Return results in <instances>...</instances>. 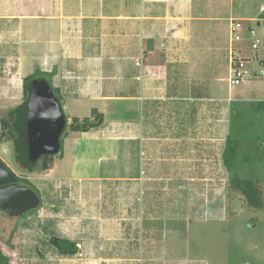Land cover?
Wrapping results in <instances>:
<instances>
[{
    "label": "crops",
    "instance_id": "1",
    "mask_svg": "<svg viewBox=\"0 0 264 264\" xmlns=\"http://www.w3.org/2000/svg\"><path fill=\"white\" fill-rule=\"evenodd\" d=\"M253 1L0 0V53L18 60L13 71L20 78L35 71L48 77L69 121L89 117L93 108L103 115L99 128L80 133L113 141V159L122 144L126 164L122 176L92 180L130 177L143 196L153 180L164 182L165 192L197 183L199 191L210 192L204 203H217L216 184L207 182L219 173L228 125L221 124L209 94L218 79L214 64L221 46L227 47L230 20L264 25V0L256 9ZM82 107L88 115H77ZM131 113V121L120 120ZM146 197L138 203L147 215L143 245L120 246L114 257L103 258V250L99 259L90 256L81 264L158 261L160 243L152 245L149 235L161 223L153 198Z\"/></svg>",
    "mask_w": 264,
    "mask_h": 264
},
{
    "label": "rangeland",
    "instance_id": "2",
    "mask_svg": "<svg viewBox=\"0 0 264 264\" xmlns=\"http://www.w3.org/2000/svg\"><path fill=\"white\" fill-rule=\"evenodd\" d=\"M253 5L258 8L259 0ZM227 47L219 50L218 63L214 64L218 79L209 94L218 103L221 124L228 125L227 134L238 140V146L229 170L221 161L219 173L209 177L213 182L207 183L216 184L219 194V201L210 204L204 203L209 190L199 191L197 183L189 189L165 192L161 186L164 182L153 180L144 197L135 191L130 177L92 180L102 174H124L122 144L113 159V141L69 129L63 136L62 155L53 158L50 169L24 172L14 161V145L1 128L7 111L23 101V78L13 71L18 70V60L9 61L1 52L0 159L16 175L26 176L29 187L40 196V207L23 217L8 216L0 209V249L10 257V264H81L90 256L99 259L103 250L102 257L106 258L116 256L120 246L140 247L147 237L142 228L147 215L141 213L138 203L146 201L147 195L153 198L161 223V227H154L157 232L149 235L152 245L161 246L156 250L155 264H264V78L229 86ZM188 80L192 88L197 86L191 75ZM88 114L84 107L77 113ZM134 115L118 118L131 121ZM107 117L113 119L111 114ZM220 145L222 149V140ZM234 174L258 182L262 207L250 206L240 194L229 191L228 180ZM53 237L79 243L81 256L60 255L50 243ZM90 264L99 263L93 260Z\"/></svg>",
    "mask_w": 264,
    "mask_h": 264
},
{
    "label": "water",
    "instance_id": "3",
    "mask_svg": "<svg viewBox=\"0 0 264 264\" xmlns=\"http://www.w3.org/2000/svg\"><path fill=\"white\" fill-rule=\"evenodd\" d=\"M13 145L27 163L42 155L60 151V137L66 126L65 112L45 79L31 82L28 96L15 107ZM40 204L38 194L17 183L15 173L0 159V209L19 217Z\"/></svg>",
    "mask_w": 264,
    "mask_h": 264
},
{
    "label": "trees",
    "instance_id": "4",
    "mask_svg": "<svg viewBox=\"0 0 264 264\" xmlns=\"http://www.w3.org/2000/svg\"><path fill=\"white\" fill-rule=\"evenodd\" d=\"M34 79H45L50 85L55 97L60 101L62 105L60 96L58 95L56 90L51 86L50 79L46 76H43L42 73L38 71H35L34 73L23 78V100L27 98L31 82ZM15 107L9 109L7 113L4 115V117L1 119V128L4 130V135L6 136L7 140L12 143H14L15 139L17 138V133L14 127V120L16 115ZM65 117H66V126L60 137V150L62 146L63 136L67 133V129L74 132H88L92 129L99 128L103 123V115L99 113L95 108L91 109V113L89 117H85V118L72 117L70 121L66 114ZM237 146H238L237 139H233L229 136L226 137L221 153V161L223 163V166L227 170H229V168L232 166V163L236 155ZM14 151H15L14 161L26 173L28 172L31 173L33 171L48 170L52 166L53 158L56 156H61L60 154L61 152L59 151L60 153H57L55 155L39 156L34 162L27 164L22 159V156L18 153V149L14 147ZM18 182L28 187L29 186L31 187V184L29 181H27L26 176L18 177ZM228 189L230 192H235L240 194L244 198L245 203L250 206L253 207L263 206V199L257 181L250 179H243L240 178L237 174H234L228 180ZM36 192L39 195L37 190ZM38 208L28 211L27 213L23 214L22 217L26 216L31 211L37 210ZM50 243L55 247V249L61 255L71 256L74 255L77 251L76 243L68 241L66 239L53 237L51 238ZM0 264H10V257L6 253H4L1 249H0Z\"/></svg>",
    "mask_w": 264,
    "mask_h": 264
},
{
    "label": "built area",
    "instance_id": "5",
    "mask_svg": "<svg viewBox=\"0 0 264 264\" xmlns=\"http://www.w3.org/2000/svg\"><path fill=\"white\" fill-rule=\"evenodd\" d=\"M228 47L226 53L229 86H238L252 79L264 78V25H246L232 19L228 23ZM135 63L140 65V60ZM149 75V72L147 73ZM75 254L81 256V245L76 243Z\"/></svg>",
    "mask_w": 264,
    "mask_h": 264
},
{
    "label": "flooded vegetation",
    "instance_id": "6",
    "mask_svg": "<svg viewBox=\"0 0 264 264\" xmlns=\"http://www.w3.org/2000/svg\"><path fill=\"white\" fill-rule=\"evenodd\" d=\"M16 175V174H15ZM17 176V183L19 184V185H23V184H21V183H19L18 182V177H20V176H18V175H16ZM39 196V195H38ZM22 216V215H21Z\"/></svg>",
    "mask_w": 264,
    "mask_h": 264
}]
</instances>
